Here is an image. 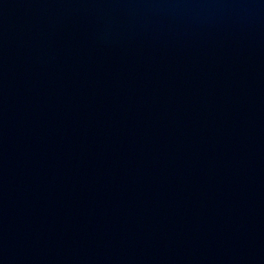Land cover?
Here are the masks:
<instances>
[{"label": "water", "instance_id": "1", "mask_svg": "<svg viewBox=\"0 0 264 264\" xmlns=\"http://www.w3.org/2000/svg\"><path fill=\"white\" fill-rule=\"evenodd\" d=\"M0 264H264V0H0Z\"/></svg>", "mask_w": 264, "mask_h": 264}]
</instances>
